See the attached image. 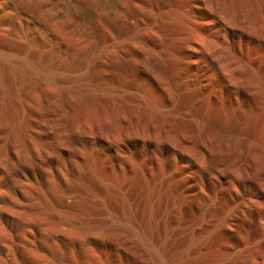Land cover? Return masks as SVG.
I'll use <instances>...</instances> for the list:
<instances>
[{"label":"bare ground","instance_id":"bare-ground-1","mask_svg":"<svg viewBox=\"0 0 264 264\" xmlns=\"http://www.w3.org/2000/svg\"><path fill=\"white\" fill-rule=\"evenodd\" d=\"M169 2L176 3L185 26L180 40L153 38L159 35L164 14L146 0H86L71 10L72 20L89 19L94 11L103 28L107 23L116 35L128 37L123 51L126 82L144 91L145 108L159 117L169 151L167 158L159 155L161 143L156 139L147 140L151 149L145 152L128 147L127 141L122 146L107 143L109 137L105 141L103 133L97 161L81 175L73 173L71 180L75 190L83 191L90 187L88 178H94L104 211L109 200L115 201L116 224L140 235L153 251L144 264H174V256L177 264H264V162L252 157L253 148L264 154V0ZM106 45L101 38L102 102L113 57L106 59ZM21 67L33 72L61 70L54 61L47 64L37 57ZM172 106L177 116L173 123L166 122L163 116ZM140 121L131 117L126 123L138 132ZM173 134L180 138L176 145ZM64 140L71 149L65 147L64 157H57V170L80 156L71 147L73 139ZM133 164L137 168L132 176ZM14 171L6 172L12 193L24 192L20 170ZM12 193L4 198L14 206L18 201ZM173 194L175 204L170 200ZM99 246L131 254L113 240L101 239Z\"/></svg>","mask_w":264,"mask_h":264},{"label":"rangeland","instance_id":"rangeland-1","mask_svg":"<svg viewBox=\"0 0 264 264\" xmlns=\"http://www.w3.org/2000/svg\"><path fill=\"white\" fill-rule=\"evenodd\" d=\"M85 1L0 0V264H144L154 255L144 238L116 224L114 200H109L104 211L94 178L87 180L89 189L77 191L70 177L73 173L81 175L97 161L98 140L103 133L105 141L109 137L107 143L122 146L127 141L128 147L144 152L151 149L147 140H160L159 155L167 158L169 154L163 143L168 136L157 124L159 117L147 110L144 91L126 82L123 51L128 37L116 35L107 23L103 28L94 11L89 19L72 20L71 10L81 8ZM146 1L164 14L159 35L153 38L182 39L185 26L176 3L170 6L169 0ZM101 38L107 44L106 59L113 56L107 65L105 102L99 99ZM115 45L116 49L112 47ZM33 57L47 64L52 60L61 70L33 72L21 67ZM64 65L67 67L63 69ZM169 110L172 112L163 118L173 123L177 113L173 106ZM131 117L141 120L138 132L126 123ZM67 136L73 139L71 147L80 156L57 170V157H64L71 149L64 142ZM176 136L171 137L175 145L180 140ZM253 151L252 157L264 162L263 152L258 148ZM136 168L135 164L130 168L132 176ZM14 169L20 170L19 181L26 183L24 192L12 193L6 176ZM11 193L18 202L10 207L4 195ZM67 198L73 202L68 203ZM174 198L175 194L171 203ZM175 207L171 209L173 216ZM101 239L116 241L118 249L125 246L130 256L123 255L121 249H101ZM174 259L177 264L178 257Z\"/></svg>","mask_w":264,"mask_h":264}]
</instances>
